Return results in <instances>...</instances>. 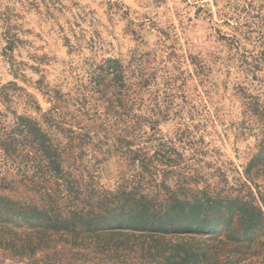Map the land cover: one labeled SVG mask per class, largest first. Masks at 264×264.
Here are the masks:
<instances>
[{"label":"rangeland","instance_id":"1","mask_svg":"<svg viewBox=\"0 0 264 264\" xmlns=\"http://www.w3.org/2000/svg\"><path fill=\"white\" fill-rule=\"evenodd\" d=\"M107 58L141 78L128 146L113 111L91 116L89 75ZM58 99L96 131L48 130L55 143L71 139L64 169L76 159L70 176L86 195V185L125 188L129 220L151 213L147 229L113 237L116 252L92 244L70 257L66 246L49 262L264 264V0H0V134L19 115L42 121ZM14 161L0 158V179L36 176ZM43 253L0 247V264H42Z\"/></svg>","mask_w":264,"mask_h":264},{"label":"trees","instance_id":"2","mask_svg":"<svg viewBox=\"0 0 264 264\" xmlns=\"http://www.w3.org/2000/svg\"><path fill=\"white\" fill-rule=\"evenodd\" d=\"M127 69L119 59L107 58L92 70L88 80V90L93 100L90 108L94 109L91 116L100 119L98 112L101 108L107 113L113 111L112 115L122 125L118 143L125 146L132 143L126 139L127 133L140 128L139 118L133 122L134 118L129 113L132 102L138 96L136 89L140 86L141 78L131 82ZM128 73H131L130 69ZM61 101L58 99L43 114L42 121L30 115H19L9 125V129L0 134L1 161L5 165H13L16 164L14 159L20 157L36 174L29 178L23 176L18 181L0 179V231L5 238L4 241L0 240V247L13 256L26 257L28 260L35 259V253L41 250L44 252V259L40 260L42 264H54L48 261L49 252L52 251V255L59 254L66 246H69L68 250H76L70 257L80 256L79 251L92 244L97 253L124 247L120 241L112 245L109 242L145 230L146 220L151 213L143 209L138 220H129V210L125 209L135 199L129 196L130 192H126L125 188L120 193H112L96 190L92 186L88 190L86 185V195L78 178L70 176L77 171L76 159L70 169H64V154L71 147V139L69 143H55L48 130L71 136L76 134V138H90V133L96 131L94 126H78L71 118H67ZM102 125L99 123L97 127L101 128ZM127 151L132 152L128 147ZM143 160L139 158V161ZM126 214L128 219L123 220ZM178 231L159 230L173 234ZM57 244L61 245L60 249H56Z\"/></svg>","mask_w":264,"mask_h":264}]
</instances>
